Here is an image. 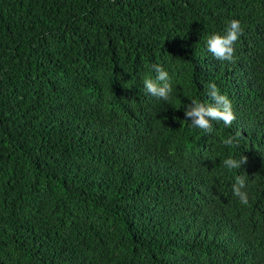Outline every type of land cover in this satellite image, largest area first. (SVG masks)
Returning <instances> with one entry per match:
<instances>
[{
    "label": "trees",
    "instance_id": "trees-1",
    "mask_svg": "<svg viewBox=\"0 0 264 264\" xmlns=\"http://www.w3.org/2000/svg\"><path fill=\"white\" fill-rule=\"evenodd\" d=\"M210 83L236 119L208 133ZM0 264H264V0H0Z\"/></svg>",
    "mask_w": 264,
    "mask_h": 264
},
{
    "label": "clouds",
    "instance_id": "clouds-1",
    "mask_svg": "<svg viewBox=\"0 0 264 264\" xmlns=\"http://www.w3.org/2000/svg\"><path fill=\"white\" fill-rule=\"evenodd\" d=\"M241 34L240 22L235 19L231 20L225 29L224 35L215 34L207 39V49L217 60L232 62L235 52L233 46ZM152 67L156 73V78L144 79L143 84L146 92L158 99L170 100L173 88L170 83L169 73L158 64H154ZM122 86L127 88L126 84ZM206 88L213 103H203L193 99L184 110L186 121H191L193 128H199L208 133L213 131L211 121H222L226 126H231L236 119L231 100L227 95L220 93L215 83L207 84ZM240 136L241 133L239 132L235 136H229L224 140L225 146L233 145ZM247 163L248 157L245 155L239 160L229 157L223 161V165L229 170L238 169ZM245 188L246 177L237 176L236 182L233 184V193L242 204L247 205L249 196Z\"/></svg>",
    "mask_w": 264,
    "mask_h": 264
}]
</instances>
